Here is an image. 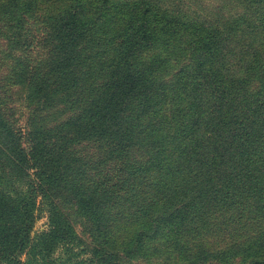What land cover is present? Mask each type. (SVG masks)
<instances>
[{
    "label": "trees",
    "instance_id": "trees-1",
    "mask_svg": "<svg viewBox=\"0 0 264 264\" xmlns=\"http://www.w3.org/2000/svg\"><path fill=\"white\" fill-rule=\"evenodd\" d=\"M218 7L213 18L184 0H0L1 14L45 13L56 80L21 68L30 78L18 82L44 107L60 97L72 112L25 133L0 109L1 262L56 264L57 250L78 245L97 264H122L107 242L86 246L70 211L95 228L163 239L150 255L202 249L207 209L235 205L232 193L264 161V0ZM39 207L47 228L32 235ZM240 250L246 264H264V242Z\"/></svg>",
    "mask_w": 264,
    "mask_h": 264
},
{
    "label": "rangeland",
    "instance_id": "rangeland-1",
    "mask_svg": "<svg viewBox=\"0 0 264 264\" xmlns=\"http://www.w3.org/2000/svg\"><path fill=\"white\" fill-rule=\"evenodd\" d=\"M184 2L198 6L203 4L206 10L212 13L213 18L220 17L221 11L218 5L224 4V0H204L203 3L201 0H184ZM61 7L54 6V9ZM230 8V11L237 14L244 11V7L236 2ZM54 38L45 13L39 11L30 13L28 10L22 13L12 11L11 14L0 13V109L3 117L16 131L27 133L33 127L31 123L33 121L42 126H50L66 119L72 113L68 110L67 103L60 97L54 100V105L50 108L44 107L37 100L30 99L26 87L18 82L19 78L24 80L30 78L17 76L16 70L21 68L33 74L35 78L46 81L56 80V76L49 73ZM262 169H264V161L255 160L251 167V177L249 180H244V185H247L244 191L232 193L231 197L237 198L235 204L237 210H234L235 205H228L229 209L219 211L213 207L207 209L205 215L210 217L213 226L204 242H201L203 244L201 250L198 249V242L195 241L186 248L182 247V243L179 246L180 252L174 251L168 257L158 252L150 255L151 249L164 241L163 239H153V241L145 239L138 226L107 228L102 225L95 228L79 213L70 211L73 227L86 246L97 243L103 245V242H107L108 248H115L114 252H121L122 264H246L240 250L243 243L247 244L254 240L264 242ZM233 212L239 215V219L227 220ZM37 214L39 217L32 235L47 228L46 211L39 207ZM105 232H108L107 239L103 237L106 235ZM77 246L73 247L72 253H63L59 249L52 258L56 260V264H97V256L92 257L84 252H78ZM237 249L239 252L233 255L231 260L222 257ZM146 250H149L150 256L146 255ZM206 250L216 255L204 257L206 255L203 251ZM76 252L77 254H74ZM197 253L200 255L198 256ZM222 253L224 255H221ZM23 259L24 257L21 260ZM0 264L8 263L0 261Z\"/></svg>",
    "mask_w": 264,
    "mask_h": 264
}]
</instances>
